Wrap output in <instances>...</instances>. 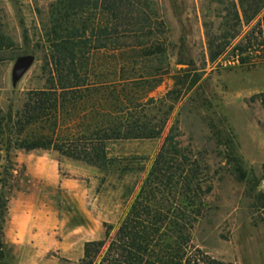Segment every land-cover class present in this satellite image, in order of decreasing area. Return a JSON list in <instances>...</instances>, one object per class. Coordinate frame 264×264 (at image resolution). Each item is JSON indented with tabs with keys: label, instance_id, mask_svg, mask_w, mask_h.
<instances>
[{
	"label": "rangeland",
	"instance_id": "1",
	"mask_svg": "<svg viewBox=\"0 0 264 264\" xmlns=\"http://www.w3.org/2000/svg\"><path fill=\"white\" fill-rule=\"evenodd\" d=\"M55 1L0 0L5 30L18 44L0 64V108L10 103L21 106L27 90L43 83L44 62L35 50L34 35L48 20ZM152 1L165 24V55L149 64L163 73L151 92L154 98L165 99L162 109L166 115L157 108L152 111L157 120L166 118L163 130L155 137L110 144V156L123 158L121 165L130 169L124 172L116 167L103 171L54 149L30 151L37 163L58 162L55 173L61 178L83 183L96 227L84 234L60 222L54 232L44 217L31 224L20 248L6 245L0 233V264H83L84 244H73L77 234L106 242L95 258L98 262L169 136L201 166L202 176L212 186L202 198V214L191 232L193 244L231 264H264V210L257 199L264 193V108L260 100L264 92V47L260 45L264 0ZM25 30L31 38L28 44L22 40ZM226 43V50L212 59L211 53ZM239 47L248 50L241 52ZM26 53H33L35 60L14 79L16 59ZM19 152L26 156V151ZM12 180L14 191H38L39 203L61 205V190L30 180L25 164L18 163ZM108 226L111 230L106 236Z\"/></svg>",
	"mask_w": 264,
	"mask_h": 264
},
{
	"label": "trees",
	"instance_id": "2",
	"mask_svg": "<svg viewBox=\"0 0 264 264\" xmlns=\"http://www.w3.org/2000/svg\"><path fill=\"white\" fill-rule=\"evenodd\" d=\"M261 22L264 47V17ZM5 27L0 14V64L18 48ZM164 28L152 0H56L50 5L48 20L34 35L44 62L43 83L27 90L21 106L0 108L1 234L19 151L54 149L103 171L124 172L130 169L121 165L123 158L110 156V144L161 133L166 118L157 120L152 111L166 115L165 99L151 92L163 73L149 64L165 55ZM30 39L25 30L23 44ZM227 46L220 45L211 58ZM260 100L264 108V92ZM237 171L247 178L239 166ZM202 172L169 136L102 258L97 262L106 242L91 240L85 243L83 264H231L192 242L202 198L212 190ZM257 199L264 210V193Z\"/></svg>",
	"mask_w": 264,
	"mask_h": 264
},
{
	"label": "crops",
	"instance_id": "3",
	"mask_svg": "<svg viewBox=\"0 0 264 264\" xmlns=\"http://www.w3.org/2000/svg\"><path fill=\"white\" fill-rule=\"evenodd\" d=\"M25 155L22 156V152H19L17 162L25 164L28 178L61 190V205L55 207L52 202H47L45 205L39 203L38 191L30 193L22 189L13 191L4 224V243L20 248L31 224L44 217L51 223L49 231L57 232L54 226L60 222H67L73 232L81 230L84 234H89L91 227H96V223L85 199L83 183L80 180L74 182L70 178H61L57 175L55 171L59 168V163L54 159L49 160L46 164H40L30 157L29 152H26ZM88 241H91L90 236L82 237L81 234H77L73 244H84L85 246Z\"/></svg>",
	"mask_w": 264,
	"mask_h": 264
},
{
	"label": "water",
	"instance_id": "4",
	"mask_svg": "<svg viewBox=\"0 0 264 264\" xmlns=\"http://www.w3.org/2000/svg\"><path fill=\"white\" fill-rule=\"evenodd\" d=\"M34 60L35 55L33 53L18 56L13 68V78L18 79L31 66Z\"/></svg>",
	"mask_w": 264,
	"mask_h": 264
}]
</instances>
